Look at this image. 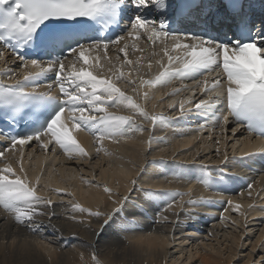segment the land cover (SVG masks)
I'll return each instance as SVG.
<instances>
[{
	"label": "bare ground",
	"instance_id": "1",
	"mask_svg": "<svg viewBox=\"0 0 264 264\" xmlns=\"http://www.w3.org/2000/svg\"><path fill=\"white\" fill-rule=\"evenodd\" d=\"M145 14L149 13L145 11L144 15ZM151 17H153V15ZM145 35L149 34H140L144 42L139 40L136 43L132 42L134 45L130 43L123 45L125 51L123 52V61L121 60V62L119 61L117 64L119 70L121 65L128 66L135 62L133 61L135 59L133 56H136L135 50L137 51V49L142 48L149 52L147 55L152 54V61H155V58L156 61L157 58L161 60V63L155 62L151 64V66L149 65V69L145 68L144 73H142L144 77L159 73L162 68H170L172 66L169 65L168 56L164 54L166 46L169 45L174 48L177 42L189 43L188 40L182 37L176 42L171 38L166 40L161 38V40L153 43L151 40L150 42H148V40L146 41V39H144ZM127 39L128 37H125L119 43L121 44L122 41ZM116 45H118V43L107 47V50H105L104 47H100L98 50L94 49L85 53L88 58V63L91 65H97V59L99 63L105 61V64H103L106 65V68L101 67L99 69V66H97L98 69L95 70L92 67L94 70L91 71L93 75L98 77L102 76V74H106L107 78L104 79L112 81V79H109L111 77L109 75L114 71L111 64L115 61L107 60L113 56L116 57ZM153 47L156 51L153 50ZM167 50L169 55L173 57L177 55L183 56V53L179 50ZM0 51H2L1 47ZM3 53L4 56L0 59V68L6 69L7 73H10V75H7V79L10 82L16 83L19 80L16 78L12 80L14 74H16L15 77L18 76L17 78H19L20 75L25 76L30 72L33 73L36 69V67L31 66L27 69L22 67V65H16L14 68L11 67L12 69L8 68L10 65V56L6 52ZM107 57L109 58L106 60ZM71 59L72 57H69V60L66 62H69ZM129 61H131V63H129ZM85 67L86 66H81V68L84 69ZM127 70V74L124 75L123 80L131 83L130 74L134 71L131 72L130 69ZM119 72L121 73H119L121 77L122 71ZM212 76L219 78L222 85L226 84V81H223L225 75L221 68L215 72H207L196 80L187 79L188 75L187 78L181 76L178 79V81H180L178 83L182 90L185 91L187 89L192 94L196 93V96L200 93L202 95L205 94L208 97L206 102L212 101L213 103L203 114V118H205V120H203V125L196 130L189 128L177 132L176 130L168 129L167 126H165V130L163 127H160L162 124L160 119H157V127H153L154 130L159 129L158 132H160V135L167 131L166 134L161 136L169 135V138H173L175 142L176 140L178 141L174 145V152L172 151L170 154L169 152H165L166 155L160 157L156 155L153 159L149 158L147 161L145 159L144 148L154 141L150 139L152 134H149L152 128V121L150 119H146L147 126H149L148 128L145 127L144 124H140L143 131L126 132L124 135H117L115 139L112 137V139H110V137L105 136H103V138H96L92 136L91 131L72 129V123L68 121L70 113L67 116L61 117L73 137L87 153V156L80 155L87 164L90 163L89 160H92L95 148H101L100 150L103 152L105 150L104 153H107L109 150L108 148H110L109 151L112 152L113 158H115L116 161L113 159L114 162L109 168L105 167L107 163L103 165L101 161L99 177L114 186L119 184V187L116 186L119 188V193L111 192V194H109V192H104L100 188L94 186L91 188H84L83 182L78 178L73 179V182H69L68 185H65L63 184L65 182L58 181V178L56 179L55 176H50L51 178L48 180L49 183L47 184L53 187H49V189H52V192L50 193L51 196L47 199H50L52 204L47 208V214L37 215L34 221L31 222L36 226L35 231H32L25 223H18L13 214L5 211L3 207H0V264H188V261H191L189 264H230L231 261L240 254L248 257L244 263L242 262L243 264H250L253 261L259 264L260 258L264 257V170L258 175L257 173L248 172L247 169L235 170L233 172L237 178L235 183L219 182L217 180L215 181V191L212 192L204 190L199 184L195 183L194 179L192 180L189 178L188 175L169 174L166 172L165 167L161 166L159 162H156V165L154 163L160 159L171 160V158L172 160L184 161L186 163L195 159L199 162L205 157L208 158V156H211V158L208 159L209 162L229 161L230 163L232 157L229 155L231 153H234V156L243 155L244 158L247 159L249 158V153L252 152L254 159H257L254 153L258 150H264V145H261L263 141L261 138H257L256 142L252 143V141L247 139L250 137L247 136L246 132L243 129H239L238 127L235 128L230 125L229 120L227 123L221 122L219 125H213V115L221 116L223 114L215 110L223 93L219 91H207L208 86L212 85L213 79H210ZM200 79L202 80L200 81ZM22 81L23 80L18 82ZM155 82L147 83L148 85L150 84V86L149 88L147 87L148 94L144 99L150 98L152 94V98L155 97L154 99H157L156 97H159L161 94L169 92V88L167 89L166 87H163L166 88V90L153 87L152 84ZM168 87L171 86L169 85ZM174 87L175 86H173V88ZM120 90L124 92L126 89L122 86ZM127 91L128 90H126V92ZM190 93L189 96H193ZM216 93L218 96L213 97ZM127 94L130 95L129 92H127ZM168 97L170 98V96ZM194 98L195 95L192 99L191 97L188 98V100L191 101L186 106L190 109L195 106L196 101H193ZM183 100L185 99L183 98ZM182 103L183 102H181V104ZM108 106L110 105L105 106L107 111H118V113L120 111L122 113H127V116L135 114L138 116L137 118L140 119L142 117L143 119V116L138 115L139 112L130 108L129 102L124 101L119 105L113 106V108H108ZM159 110L160 109H154V111ZM164 110H166V108ZM166 111L169 112V110ZM162 112L164 113L165 111L162 110ZM156 114L150 112V117L159 118ZM200 115L198 111L196 117L200 118ZM142 119H140V121ZM138 121L137 119L134 122L137 123ZM233 127L234 129L232 132L229 131V135L235 134L236 137L230 136L229 138L226 136V131ZM160 129L164 130L160 131ZM216 133L219 134L218 137L221 140L220 146L214 145L211 141ZM155 136L157 138V135ZM45 137L47 136H42L39 141ZM159 137L158 135V138ZM47 138L49 139V137ZM201 139H206L208 141V143L207 141L203 143L204 146L201 149V153H205V156L200 154L201 156L198 155L194 159L195 156H193V154L189 155L188 152L192 151L191 147L198 144ZM233 139L237 140L233 141ZM228 140L230 142L233 141L232 144H229L231 145L229 148V151L232 150L231 153H229L227 149L228 144L226 142H229ZM43 143L44 145L47 144V147H43L42 150L48 152L51 150L52 152L53 148V152L55 153L54 156L52 152V157L49 155L47 159L46 156H40L39 154V156L35 158V161H33L32 165L34 166L30 164L31 171H29L27 167L31 162H29V155L30 153H34V150H40V147H37L38 143L36 144L34 142L33 144L28 143L22 146L16 145L13 146V148L9 147L6 153V155L15 153L18 156L17 161L12 162L10 166L18 171V174L26 172L27 170L28 174L33 176L32 179H35V176L40 172L44 173L47 170H45V168L49 167L48 160H50V162L55 164H67L65 167L62 165L64 168L59 170L63 172L64 175L66 173L72 174L73 171L69 170V166L75 163L71 161L75 158L74 156L76 154L79 155V153L70 154L65 151L63 152L59 145L53 144L52 142L49 143V140ZM197 149L200 150V147H197ZM219 149H222V151L220 152ZM176 150H178L179 153L174 156L173 154ZM216 150H219L218 154L213 155ZM226 153H229L227 154V157L229 156L227 160H225ZM53 163L50 164L53 165ZM140 164H143L144 166H142L146 169V177L152 178V180L156 177L158 180L150 181L152 183H141L139 184V188L137 187V189H134L132 188V179L135 175L137 176L138 166ZM3 166L7 167L9 165L6 163V165ZM21 166L24 169L23 172L20 171ZM96 166L97 165L93 166V168L96 169ZM259 166L264 168L263 165ZM90 171L87 172L92 175L93 172ZM145 176L143 178H145ZM37 178L40 179V177ZM243 181L248 182L252 187H248L246 191L234 193V195L227 194L224 191L225 187H234L239 185V182ZM63 187L70 189L68 197H65L67 195L65 192H63L64 195L61 196L62 193L60 189H63ZM165 191L166 193L181 194L175 197L171 207H169V203L173 200L172 196L166 195L168 204L163 207H160L162 200H160V202L158 201L159 199L156 200V198ZM39 192L40 190L37 191V195ZM147 192L157 194L155 195L156 198L153 196H146L145 194ZM249 192L251 195H249ZM129 194L131 202L141 205L138 214L134 218L127 217L126 212L117 214L114 222L105 227L101 234H99L100 221L105 217L103 215L100 217L89 215L87 211L81 212L79 208L74 207V205H79L91 212L99 211L101 213H109L119 206L115 203L116 201H120L122 197L128 196ZM43 196L41 195L40 197L44 198ZM190 199L197 201L196 207H192L188 204ZM229 200L232 201L231 204L228 203ZM237 205H239V208L236 207ZM189 212H194L196 214L188 218L185 214ZM165 217L168 219L165 220ZM196 230H201L202 233L199 234ZM173 236L177 238H173ZM204 236L212 238L211 242L215 241L216 244L204 243ZM191 240L196 241H193L196 244L192 242L194 245L191 243L195 247L190 246L189 242H191ZM197 241L201 242V246ZM172 242L173 244H171ZM93 253L95 254V258Z\"/></svg>",
	"mask_w": 264,
	"mask_h": 264
},
{
	"label": "snow or ice",
	"instance_id": "2",
	"mask_svg": "<svg viewBox=\"0 0 264 264\" xmlns=\"http://www.w3.org/2000/svg\"><path fill=\"white\" fill-rule=\"evenodd\" d=\"M146 10H154L155 15L148 18L144 15ZM125 13L131 15L122 32L129 37L136 34L134 38L139 39L140 34L145 33L149 34L148 39L153 43L161 38H171L176 42L183 37L189 41L174 45L173 51L179 50L183 56L173 57L165 48L169 65L182 63L183 69L165 68L159 78L168 81L180 75L181 71L203 75L204 72L211 73L221 68L226 79L223 95L227 114L213 115V125L227 123L231 116L238 123H246L249 131H258L264 136V6L257 16L253 0H0V42L11 49L12 54L22 62V67L39 69L37 73L26 74L24 80L15 85L0 82V110L10 122H14L26 108L27 114L34 117L33 129L28 134L6 135L0 130V136L10 139L13 146H22L33 139L48 136L49 143L54 140L65 152L87 156L61 119L65 109L72 114V129L90 130L93 135L99 133L101 138L104 135L143 131L142 126L135 125L130 117L106 114V105L116 106L124 101L131 103V99L114 83L98 79L84 68L78 72H65L67 67H74V62L88 64L86 52L98 50L101 45L107 50L108 44L123 40V35L106 39L100 34L112 25L119 27ZM193 27L200 28L201 32L191 31ZM29 45L37 50L38 55H25L21 51ZM120 51L124 52L125 49L121 48ZM3 56V51H0V59ZM45 56L47 60H44ZM70 56L73 63L66 64ZM96 63L99 64L98 59ZM45 71H55V83L63 99L36 90V81ZM30 85L35 87L31 91L26 90ZM220 87L221 81L216 79L207 91H216ZM86 88H90V91H86ZM212 103L202 100L195 108L207 111ZM132 107L138 108V105ZM86 111L88 115H84ZM77 112L80 113L79 117L75 116ZM96 113L104 114L98 116ZM139 114L153 123L163 119L149 117L142 110ZM0 156H3V152H0ZM159 163L164 164L163 161ZM202 168L206 169V166ZM20 171H24L22 166ZM25 180L26 177L16 175L11 166L0 169V207L13 214L18 223H25L35 231L36 226L31 222L37 215L47 214L52 201L37 195L36 189ZM202 182L207 187H214L215 184H209L204 177ZM105 191L111 194L109 189ZM145 195L150 197L157 194L147 192ZM165 195L173 197L169 203L171 207L175 197L181 194ZM115 203L119 206L109 213L91 212L79 205L74 207L96 217L103 215L101 234L105 227L114 222L117 214L126 212L127 217L134 218L141 208V205L131 202L130 194ZM188 204L196 207L197 201L190 199ZM236 207L239 208V205ZM195 214L189 212L185 215L191 218ZM93 256L95 258L94 253ZM259 264H264V257L260 258Z\"/></svg>",
	"mask_w": 264,
	"mask_h": 264
},
{
	"label": "rangeland",
	"instance_id": "3",
	"mask_svg": "<svg viewBox=\"0 0 264 264\" xmlns=\"http://www.w3.org/2000/svg\"><path fill=\"white\" fill-rule=\"evenodd\" d=\"M143 41V39H141V38H139V39H136V38H134V37H128V39L127 40H125V41H122L121 42V44L120 43H118V45H116V52H115V54H116V57H112V58H109V57H107L106 58V60L107 61H115L114 63H112L111 65L113 66V70L115 71H113L112 72V74H110L109 76H111L109 79H112V81H110V82H112V83H114L115 84V86H117V88H121L122 86H123V88H125L126 90H128L127 92H129V94L130 95H128L127 94V92H126V90L124 91V93H126L125 95L127 96V97H130V99H131V103H130V108L131 109H133V110H135L136 112H139L140 113V111L142 110V111H144V112H147L148 113V115H149V117L151 116L150 115V112H154L157 116H159L160 114H162L163 112H162V110L163 111H165V112H167L166 110H171L172 109V113H173V115H171L170 117H175L176 115H175V113L180 109V107H181V102H185V101H187L188 100V98L189 97H191V99L193 98V96H194V93L192 94V93H190V94H192L193 96H189V93H188V90H186L185 92H180V93H173L172 94V96H171V94L169 93L170 92V90L171 89H178V88H180V86H178V87H176L175 85H173L174 84V82H171V83H167L166 85H165V87L168 89L169 88V92H166L165 94L163 93V94H161L159 97H156L157 99H154V98H152L153 97V94L151 95V97L150 98H148V99H144V97L148 94V88H149V86H150V84L148 85V84H146V83H141V82H144V81H148V82H151L150 81V79H149V76L147 75L146 77H144V75L142 74V73H144V70H145V68L147 69V68H149L150 66H151V64H153V63H155V61H152L153 60V58H151L152 57V54H149V55H147V53H149L148 51H146L145 49H137V51L135 50V57L133 56V58H135L133 61H135V62H133L131 65H121V68H120V70H119V67H118V62L120 61L121 62V60L123 61V52H121L120 51V49L121 48H123V45L124 44H126V43H130L131 45H134V43H136V42H138V41ZM132 42H134V43H132ZM144 42V41H143ZM118 53V54H117ZM136 58H137V60H136ZM71 63H73V58L69 61V62H66V64H71ZM101 63V62H100ZM97 64V65H94V64H83V61H77V62H74V67H67L66 69H65V72L66 73H68V72H72V71H74V72H78V71H80L81 70V66L83 67V66H86L85 67V69L86 70H90V71H94L93 70V68L95 69V70H97L98 69V67L97 66H99V69L102 67V68H106V65H104L105 64V61L104 62H102L101 64ZM104 63V64H103ZM10 64V65H9ZM9 67L8 68H14L13 67V65H14V62H13V60L11 59L10 60V62H9ZM117 65V66H116ZM132 65H133V68H132ZM150 65V66H149ZM77 66V67H76ZM93 67V68H92ZM11 68V69H12ZM92 68V69H91ZM127 69H130L131 70V72H133V73H131L130 74V79H131V83H129L128 81L126 82V80H123V77H124V75H126L127 73ZM119 71H122V75H121V77H120V75H119ZM114 73V74H113ZM121 74V73H120ZM116 75H118V76H116ZM143 75V76H142ZM107 75L105 74H102V76H98V79H104V78H107L106 77ZM114 77V78H113ZM144 78V79H143ZM116 80H118V81H116ZM120 80V81H119ZM142 80V81H141ZM114 81V82H113ZM152 82H155V81H152ZM151 82V83H152ZM158 82V80H156V82L154 83V85L156 84ZM127 83H128V85H127ZM158 84H160V82H158ZM148 85V86H147ZM153 85V84H152ZM171 86V87H168V86ZM175 86L174 88H173V86ZM148 87V88H147ZM153 87H156V88H159V86L157 87V86H153ZM166 88H162V89H165L166 90ZM86 91H87V89H86ZM132 93V94H131ZM188 94V95H187ZM180 95V96H179ZM131 96H133V97H131ZM163 96V97H162ZM168 96H170V98L168 97ZM182 96V97H181ZM186 97H187V99H186ZM181 98V99H180ZM183 98L185 99V100H183ZM150 99V100H149ZM151 99H154V100H151ZM173 100V101H172ZM183 100V101H182ZM126 102H128V101H126ZM167 102V103H166ZM171 102V103H170ZM150 104V105H149ZM132 105H138V108L137 107H132ZM163 108V109H162ZM166 108V110H164ZM154 109L155 110H157V109H160L159 111H154ZM160 111H161V113H160ZM164 112V113H165ZM102 115L104 114V113H101ZM106 114H110V115H114V116H125V117H127V113H122V112H120L119 111V113H118V111H107L106 110ZM159 114V115H158ZM165 114H168V112L167 113H165ZM181 114V113H180ZM135 114H132V116H128V117H132V120H139L137 123H135L134 122V124L135 125H140V124H144V126L145 127H149V126H147L148 124H147V120L143 117V119H142V117L140 118V119H142L141 121H140V119L139 118H137L138 116L137 115H135ZM139 116H141L140 114H138ZM160 117V116H159ZM134 120V121H135ZM143 121V122H142ZM141 122V123H140ZM157 122H158V120L157 121H155V123H153L152 122V128L154 127V128H156L157 127ZM164 124H161L160 125V127L162 128H166L165 127V125L163 126ZM168 127V129L170 128V130H172V127L171 126H167ZM151 128V130H150V132H149V134L151 135L152 134V137L150 138L151 140H154L153 141V143H151L150 145H148V146H146L144 149H145V159H146V161L147 160H149V158L150 159H153V157L154 156H158V157H160V156H163V155H166L165 154V152H169V154L173 151L174 152V145H175V143L178 141V140H176V142H175V140H173V138L171 139V138H169L170 136L169 135H166V136H161V135H163V134H166V132L167 131H165L164 133H161V135H160V132H158L159 131V129H155L154 130V128L152 129ZM144 129H146V128H144ZM163 129V130H164ZM234 128H230V129H228L227 131H226V136H228L229 138H230V136H232V137H236V135L234 134V135H229V131L230 132H232V130H233ZM162 129H160V131H163ZM166 130V129H165ZM170 130H168V131H170ZM154 131H156V132H154ZM173 132V131H172ZM172 132H170V133H172ZM157 135V138H156V136L154 135ZM148 134V133H147ZM158 135L160 136L159 138H160V140H159V138H158ZM204 135H207V134H204ZM117 135H115V136H108V135H106V137H110V139H115V137H116ZM153 136H155V137H153ZM169 136V137H168ZM219 134L218 133H216L214 136H213V138H212V143L214 144V145H216V146H220L221 145V140L219 139ZM48 137V136H47ZM47 137H45V138H43V139H41V141H39L38 142V146L37 147H40V150H38V151H35L34 150V153H30V155H29V157H30V159H29V165H27V167L29 168V171H31V165L33 164V161H35V158H37L38 156H39V154H40V156L42 155H44V156H46V158L50 155V157H52L51 155H52V152H53V148H52V152H51V150L48 152V151H43L42 149H43V147H44V143L43 142H46L47 140H49ZM99 137V136H98ZM112 137V138H111ZM167 137V138H166ZM224 139H226V138H224ZM43 140H45V141H43ZM157 140H158V142H157ZM210 140V139H209ZM235 140H237V139H235ZM234 139H233V141H235ZM54 141V140H53ZM52 141V142H53ZM203 141V142H202ZM206 139L205 140H203V139H201L200 141H199V143L198 144H196V145H193L191 148V150L192 151H190V152H188V154L189 155H191V154H193V156H195L194 157V159L198 156V155H204L203 153H201V149L203 148V143L205 142L206 143ZM229 141V140H228ZM233 141H229V142H226L227 144H228V146H227V149H228V152L229 153H231V151H229V148L231 147V145H229V144H232L233 143ZM40 142H42V143H40ZM174 142V143H173ZM207 143H208V141H207ZM40 144V145H39ZM201 145V146H200ZM173 147V148H172ZM197 147H200V150L199 149H197ZM104 148V147H103ZM148 148V149H147ZM101 149V148H100ZM99 148H95L94 149V151H93V158H92V160H89L90 161V163H86L85 162V160L80 156V154L78 155V154H76L74 157V159L71 161V162H75L74 164H72V165H70L69 166V170H71V171H73L72 172V174H63V172H61L60 170L61 169H63L67 164H62V163H57V164H55V163H53V162H50V160H48V163H49V167L47 168H45V170L47 171H45L44 173L43 172H40L37 176H35V179H32V177L33 176H30L29 174H28V172H27V170H26V172H23V173H21V174H18V171H16L15 169H13L14 171H15V173H16V175H21L20 177L21 178H24V177H26V180H25V182L26 183H28L29 184V186L30 187H34L35 189H36V193H37V191H39L40 190V192H39V196H43L44 197V199H47L49 196H51V192H52V189H49V187H53V186H48V184L47 183H49V181L48 180H50V176H55L56 177V179L58 178V181L60 180V181H62V182H65V183H63V184H65V185H68L69 184V182H73V179H80L82 182H83V184H84V188H91V187H96V188H100L101 190H103L104 192H106L105 191V189L107 188V189H109L110 190V192H115V193H119V191H118V189L119 188H117V187H119V184H116V186H114V185H112V184H109L107 181H104L101 177H99L100 176V163H101V161H102V164L104 165V164H106L107 163V165L105 166V167H111L112 166V164H113V162H114V160H115V158H113V154H112V152L111 151H109L110 150V148H108L109 150H108V152L107 153H109V154H107V153H104L105 152V150H104V152L103 151H101ZM225 149V148H224ZM98 150V151H97ZM147 150V151H146ZM166 150V151H165ZM220 150V152L222 151V149H219ZM219 150H216V152H214V154L213 155H216V154H218V152H219ZM102 152V154H101V152ZM200 151V152H199ZM29 152V151H28ZM32 152V151H31ZM94 152H96V153H94ZM110 152H111V155H110ZM148 152V153H147ZM104 153V154H103ZM157 153H159V154H157ZM162 153H164V154H162ZM177 153H179V151L178 150H176V152L173 154L174 156L177 154ZM229 153H226V157H225V159H227V154H229ZM54 152H53V156H54ZM105 154H106V156H105ZM234 153H231L229 156L231 157L232 155H233ZM37 155V156H36ZM200 155V156H201ZM28 156V155H27ZM152 156V157H151ZM205 156V155H204ZM17 158H18V156H17V154H15V153H13V154H8V155H5L4 157H3V159L2 160H0V169H4L5 167L3 166V165H6V163H7V165H11L12 164V162H16L17 161ZM211 158V156H208V158H203L202 160L203 161H208V159H210ZM48 159V158H47ZM51 159V158H50ZM101 159V160H100ZM114 159V160H113ZM172 159V158H171ZM14 160V161H13ZM10 161V162H9ZM116 161V160H115ZM109 162V163H108ZM35 163V162H34ZM50 163H53V165L52 164H50ZM31 164V165H30ZM64 167H63V166ZM69 165V164H68ZM95 165H97L96 166V169H94L93 168V166H95ZM110 165V166H109ZM143 164H140L139 166H141V167H139L138 166V173H137V176L135 175L134 177H133V179H132V188H134V189H137V187L139 188V184H141V183H152V182H150V181H153V180H158L156 177H154L155 179H153L152 180V178H149V177H146L145 176V174H147L145 171H146V169L142 166ZM32 166H34V165H32ZM82 167V168H81ZM92 167V168H91ZM91 168V169H90ZM100 168V169H99ZM60 169V170H59ZM76 170V171H75ZM91 170V171H90ZM87 171H90V172H93L92 173V175L90 174V173H88ZM52 172V173H51ZM144 172V173H143ZM49 173V174H48ZM28 175V176H27ZM145 176V178H143ZM37 177H40V179L39 178H37ZM49 178V179H48ZM62 180H61V179ZM142 178V179H141ZM150 180H149V179ZM37 179V180H36ZM69 179V180H68ZM136 179V180H135ZM148 179V180H147ZM35 180H36V182H35ZM40 180V181H39ZM140 180H142V181H140ZM133 181H134V183H133ZM142 184V185H143ZM31 185H33V186H31ZM37 185V186H36ZM138 185V186H137ZM142 185H140V186H142ZM36 186V187H35ZM60 189V188H59ZM61 190V196H63L64 194H63V192H65V194H67L65 197H68V193H69V191H70V189L68 188L67 189V187H63V189H60ZM42 191V192H41ZM67 191V192H66ZM45 193V194H44ZM46 195H48V196H46ZM173 238H177L176 236H173ZM204 238H205V240H204V243H207V244H209V243H213V244H216V242L215 241H213V242H211V239L212 238H210V237H206V236H204ZM207 238V239H206ZM200 240V239H199ZM198 240V241H199ZM174 241H175V239H174ZM196 242L195 240H191V242H189V244H190V246H192V247H195V246H193L194 244H196V243H194V242ZM197 241V242H198ZM176 242V241H175ZM174 242V243H175ZM194 244H193V243ZM193 245H192V244ZM171 244H173V242L171 243ZM198 244H200V246H201V242H198ZM189 246V245H188ZM192 247H190V248H192ZM189 248V247H188ZM247 252V251H246ZM245 252V253H246ZM258 255V254H257ZM256 255V256H257ZM246 258H248L247 256H245V255H243V254H240L239 256H237L236 258H234L232 261H231V263L230 264H243L244 263V261H246L247 259ZM255 259H256V257H255ZM189 262H191V261H188V264H189ZM243 262V263H242ZM253 262H255V261H253ZM250 263V264H254V263ZM199 264V263H198ZM256 264H258V263H256Z\"/></svg>",
	"mask_w": 264,
	"mask_h": 264
}]
</instances>
